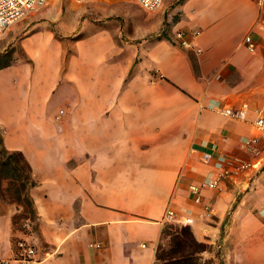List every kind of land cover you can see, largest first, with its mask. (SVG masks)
Returning <instances> with one entry per match:
<instances>
[{
    "label": "crops",
    "instance_id": "crops-1",
    "mask_svg": "<svg viewBox=\"0 0 264 264\" xmlns=\"http://www.w3.org/2000/svg\"><path fill=\"white\" fill-rule=\"evenodd\" d=\"M87 2L49 0L19 26L22 58L0 68L3 144L24 154L37 181L28 228L0 199V257L156 264L172 206L173 223L213 246L205 257L264 264V138L255 126L264 117V0H165L153 10ZM52 24L74 37H56ZM225 108H245V118ZM246 161L257 165L232 170ZM225 169L197 202L191 186ZM19 239L36 245V262L17 258Z\"/></svg>",
    "mask_w": 264,
    "mask_h": 264
},
{
    "label": "trees",
    "instance_id": "trees-1",
    "mask_svg": "<svg viewBox=\"0 0 264 264\" xmlns=\"http://www.w3.org/2000/svg\"><path fill=\"white\" fill-rule=\"evenodd\" d=\"M1 57V56H0ZM13 61L6 60L0 68L10 65ZM6 183V185H5ZM37 184L32 167L20 151H10L4 147L0 129V199L17 204L21 215H14V225L19 226V218L34 221L37 218L34 200L30 190ZM19 215V218H18ZM170 236L169 246L163 244L166 236ZM209 244L200 241L189 224L174 226L166 224L163 237L157 248L156 264H206L200 257L207 251ZM210 264H217L214 260Z\"/></svg>",
    "mask_w": 264,
    "mask_h": 264
},
{
    "label": "built area",
    "instance_id": "built-area-1",
    "mask_svg": "<svg viewBox=\"0 0 264 264\" xmlns=\"http://www.w3.org/2000/svg\"><path fill=\"white\" fill-rule=\"evenodd\" d=\"M49 0H0V38H2L10 27L25 16L29 15L35 10L47 5ZM78 3H84L90 0H75ZM138 2L143 8L153 10L161 7L165 0H134ZM177 39L184 46H191V42L186 38V34L184 31H178L176 33ZM247 47L254 51L257 47L256 42L253 40L252 36L248 35L245 38ZM224 113L230 115L235 118H245L246 109H231L225 108ZM255 126L261 136L264 138V117H259L255 121ZM257 142V138H249V151L253 154H257L259 152L255 143ZM257 164L252 162H239L232 169L235 172H241L247 170L251 167H255ZM229 173L228 169L223 170L220 173H210V175L202 181L199 185H192L191 190L196 195L195 200L197 202L201 201V191L204 188L209 187H218L220 185V181L224 176ZM177 220V212L172 206H168L166 208L163 221L166 224L173 223ZM187 221H191L187 219ZM24 228H28L29 221H25L23 223ZM37 247L34 243H31L27 239H19L17 242V258L27 262L33 263L37 261ZM0 264H8V261L0 257Z\"/></svg>",
    "mask_w": 264,
    "mask_h": 264
},
{
    "label": "rangeland",
    "instance_id": "rangeland-1",
    "mask_svg": "<svg viewBox=\"0 0 264 264\" xmlns=\"http://www.w3.org/2000/svg\"><path fill=\"white\" fill-rule=\"evenodd\" d=\"M66 1L67 3H70V2H76L75 0H64ZM78 3V2H77ZM85 3H88V2H84V3H79V4H85ZM122 4H127V5H130V6H134L135 3H133V1H121ZM138 3V2H137ZM54 8H57V6H54ZM65 8V7H63ZM59 11L58 13H64L66 12V10H61V6H59ZM35 11H33L32 13H30L29 15L25 16L24 18H21L20 20H18L17 22H15L11 27L10 29L7 31V33L2 37L0 38V46H2V48L0 49V53H1V57H0V64L6 62V60H12V61H15L17 59H20L22 58V50L20 49L19 45H18V39L27 31L26 29H22V28H19V26L21 24H23L24 22H26V20L30 17L31 14L35 13ZM68 12V11H67ZM75 12L77 13H81L80 10H75ZM82 13H87L86 11L85 12H82ZM89 14V13H88ZM92 19H96V16H91ZM52 30L55 31V35L56 37H74V35L71 33V30L70 28H65V27H61L60 26V29H56V27L54 26V24H52ZM68 34V35H66ZM6 185V183H5ZM17 206V204H16ZM18 208V206H17ZM17 214L21 215V208H18V211H17ZM19 215H18V218H19ZM26 221V219H23V218H19V226H22V224ZM29 222H32L30 220H28ZM170 225H174V226H180V225H183V224H188V223H183V224H178V223H169ZM163 244L165 246H169L170 244V236H166L163 240ZM209 244V243H208ZM213 248L212 245L209 244V248L207 251L201 253L200 257L202 258V261L203 262H207L206 264H210L208 261L210 260H214V262H216V260L212 257H205L206 253L208 251H210L211 249ZM158 264V262H157Z\"/></svg>",
    "mask_w": 264,
    "mask_h": 264
}]
</instances>
